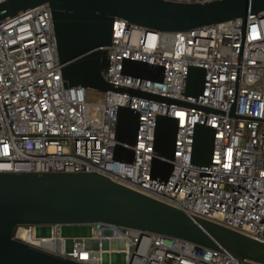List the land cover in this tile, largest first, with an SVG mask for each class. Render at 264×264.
Instances as JSON below:
<instances>
[{"label":"built area","instance_id":"built-area-1","mask_svg":"<svg viewBox=\"0 0 264 264\" xmlns=\"http://www.w3.org/2000/svg\"><path fill=\"white\" fill-rule=\"evenodd\" d=\"M107 49L109 83L194 106L121 91L91 99L85 87L65 89L51 7L37 5L0 24V172L101 173L264 241V15L188 31L149 30L116 18ZM125 59L163 66V81L125 74ZM194 66L206 72L197 97L185 94ZM120 106L140 114L133 162L114 158ZM233 107L243 118L230 115ZM158 115L178 119L167 180L151 174ZM198 123L215 128L207 166L192 163ZM92 224V235L74 237L70 249L58 223L21 224L15 236L85 264H264L180 236Z\"/></svg>","mask_w":264,"mask_h":264},{"label":"water","instance_id":"water-1","mask_svg":"<svg viewBox=\"0 0 264 264\" xmlns=\"http://www.w3.org/2000/svg\"><path fill=\"white\" fill-rule=\"evenodd\" d=\"M49 3L65 89L82 86L98 92L121 91L169 103L176 99L108 82L113 26L116 18L159 31H188L213 23L264 15V0H4L0 24L37 5ZM123 72L163 81L164 67L125 59ZM205 69L190 68L186 95L203 92ZM188 106L191 103L180 102ZM206 110L208 107L197 106ZM230 115L243 118L235 113ZM140 114L120 106L114 158L133 162ZM178 119L156 117L152 177L167 180L173 170ZM215 128L196 124L192 163L211 164ZM104 221L180 236L195 243L225 248L233 255L264 263V241L200 216L190 215L152 195L97 172H0V264H85L35 246L15 236L18 225H52Z\"/></svg>","mask_w":264,"mask_h":264},{"label":"rangeland","instance_id":"rangeland-1","mask_svg":"<svg viewBox=\"0 0 264 264\" xmlns=\"http://www.w3.org/2000/svg\"><path fill=\"white\" fill-rule=\"evenodd\" d=\"M87 94L91 99L103 96L102 92L87 89ZM92 223H75V224H60L59 229L61 235L66 238V247L70 249L73 244L74 237L84 236L89 237L92 235Z\"/></svg>","mask_w":264,"mask_h":264},{"label":"bare ground","instance_id":"bare-ground-1","mask_svg":"<svg viewBox=\"0 0 264 264\" xmlns=\"http://www.w3.org/2000/svg\"><path fill=\"white\" fill-rule=\"evenodd\" d=\"M21 235L24 236V235H27V234H24V232H21Z\"/></svg>","mask_w":264,"mask_h":264}]
</instances>
